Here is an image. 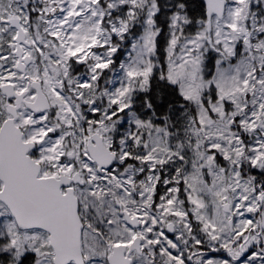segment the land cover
Here are the masks:
<instances>
[{
	"label": "snow or ice",
	"instance_id": "snow-or-ice-1",
	"mask_svg": "<svg viewBox=\"0 0 264 264\" xmlns=\"http://www.w3.org/2000/svg\"><path fill=\"white\" fill-rule=\"evenodd\" d=\"M0 264H264V0H0Z\"/></svg>",
	"mask_w": 264,
	"mask_h": 264
}]
</instances>
